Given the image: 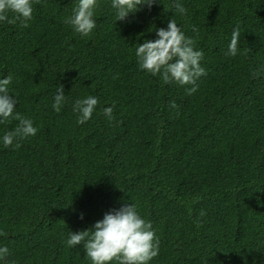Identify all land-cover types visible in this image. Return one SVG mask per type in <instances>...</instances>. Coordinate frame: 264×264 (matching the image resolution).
Instances as JSON below:
<instances>
[{
	"label": "trees",
	"instance_id": "trees-1",
	"mask_svg": "<svg viewBox=\"0 0 264 264\" xmlns=\"http://www.w3.org/2000/svg\"><path fill=\"white\" fill-rule=\"evenodd\" d=\"M75 2L36 0L27 27L0 23V78L13 76L16 111L38 127L0 146L4 264H90L68 233L132 202L160 242L151 264H264V0H181L184 16L162 0L117 22L99 0L88 37L65 23ZM172 18L203 53L191 94L136 63L135 48ZM88 95L99 103L80 125L72 104Z\"/></svg>",
	"mask_w": 264,
	"mask_h": 264
},
{
	"label": "clouds",
	"instance_id": "clouds-1",
	"mask_svg": "<svg viewBox=\"0 0 264 264\" xmlns=\"http://www.w3.org/2000/svg\"><path fill=\"white\" fill-rule=\"evenodd\" d=\"M35 2L36 0H0V23L13 24L20 21L22 27H27L28 22L33 19ZM158 2L162 0H110V7L114 10L117 22L127 20L130 14L145 7L150 10ZM98 7L99 0H76L65 23L80 37H88L96 28L95 15ZM166 11L168 9L165 6ZM171 11L174 15L187 14L181 0H173ZM153 31L156 38H145L134 50L139 69L159 76L165 84L174 82L180 86L192 85L187 91L189 94L194 93L197 90V80L207 74L200 63L203 53L194 48L193 40L186 36L182 26L173 18L169 20L167 27H156ZM238 45L239 31L234 29L226 55L236 56ZM259 72L257 70L253 75L257 76ZM12 81L11 74L0 78V125L18 121L13 129L0 135V146L3 148H18L20 141L34 137L38 132V127L31 118L21 116L16 111L19 101L10 87ZM66 103L64 85L61 84L55 90L53 111L59 113ZM98 103V98L91 95L75 99L72 111L76 114V123L83 125L88 122ZM102 111L107 119H112V106L104 107ZM80 218H84L83 213ZM64 243L69 248L82 244L84 255L90 264H151L159 255L160 242L151 222L139 214L137 205L132 202L106 212L102 219L87 230L70 231ZM9 255L10 249L0 246V264H4Z\"/></svg>",
	"mask_w": 264,
	"mask_h": 264
}]
</instances>
